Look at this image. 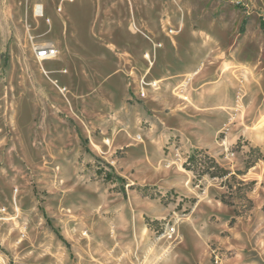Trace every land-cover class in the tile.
Returning a JSON list of instances; mask_svg holds the SVG:
<instances>
[{
    "label": "rangeland",
    "instance_id": "obj_1",
    "mask_svg": "<svg viewBox=\"0 0 264 264\" xmlns=\"http://www.w3.org/2000/svg\"><path fill=\"white\" fill-rule=\"evenodd\" d=\"M0 264H264V0H0Z\"/></svg>",
    "mask_w": 264,
    "mask_h": 264
},
{
    "label": "built area",
    "instance_id": "obj_2",
    "mask_svg": "<svg viewBox=\"0 0 264 264\" xmlns=\"http://www.w3.org/2000/svg\"><path fill=\"white\" fill-rule=\"evenodd\" d=\"M232 3L246 6V3L251 2V0H229ZM59 51L53 44H48L45 46H40L36 48L35 50V58L39 63H44L47 61H53L58 57ZM149 59V58H148ZM152 85V83L150 84ZM63 90H66L65 88ZM142 96H145V93L142 94ZM139 139L141 140V136H139ZM107 144H109V140L106 141ZM176 233L175 228L169 229V236L167 238L172 239Z\"/></svg>",
    "mask_w": 264,
    "mask_h": 264
},
{
    "label": "trees",
    "instance_id": "obj_3",
    "mask_svg": "<svg viewBox=\"0 0 264 264\" xmlns=\"http://www.w3.org/2000/svg\"><path fill=\"white\" fill-rule=\"evenodd\" d=\"M197 159H198L197 155L190 156V164L196 163ZM208 161L210 162V164H212L213 167H215L216 169L220 170V167L218 166V164L214 160H211V159L208 158ZM185 167H187L188 170L192 169L191 167L189 168V166H187V164L185 165ZM223 173L225 174V172H223ZM108 177H109V175H108Z\"/></svg>",
    "mask_w": 264,
    "mask_h": 264
},
{
    "label": "bare ground",
    "instance_id": "obj_4",
    "mask_svg": "<svg viewBox=\"0 0 264 264\" xmlns=\"http://www.w3.org/2000/svg\"><path fill=\"white\" fill-rule=\"evenodd\" d=\"M43 11H44V7L43 5H37L36 8H35V14L36 16H39V17H43ZM147 58H150V55L147 54L146 55ZM45 73H48V71L46 69H44ZM193 76V75H191ZM152 86L155 87L157 86L156 82L152 83Z\"/></svg>",
    "mask_w": 264,
    "mask_h": 264
},
{
    "label": "crops",
    "instance_id": "obj_5",
    "mask_svg": "<svg viewBox=\"0 0 264 264\" xmlns=\"http://www.w3.org/2000/svg\"><path fill=\"white\" fill-rule=\"evenodd\" d=\"M157 82V81H156Z\"/></svg>",
    "mask_w": 264,
    "mask_h": 264
}]
</instances>
